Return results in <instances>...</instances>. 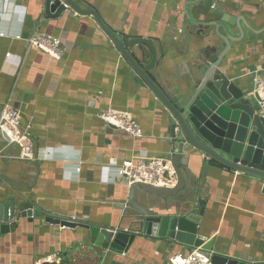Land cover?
<instances>
[{"label": "crops", "instance_id": "1", "mask_svg": "<svg viewBox=\"0 0 264 264\" xmlns=\"http://www.w3.org/2000/svg\"><path fill=\"white\" fill-rule=\"evenodd\" d=\"M76 1L96 8L118 35L153 39L159 63L150 73L165 90L171 89L170 78L183 84L202 56H217L225 47L216 31L224 17H244L247 35L232 42L224 72L243 77L251 88L264 75V31L249 29H264V0ZM42 10L43 0H0V111L8 101L20 109V129L30 134L34 152L22 159L20 147L0 132V202L18 188L42 211L127 229L133 221L125 215L130 185L121 167L140 154L169 155L168 112L138 84L93 16L70 10L43 21ZM230 29L239 35L237 26ZM36 34L59 38L62 57L33 46L29 39ZM132 51L142 64L151 58L144 45ZM108 108L133 117L144 136L133 139L109 126L101 117ZM204 160L194 156L188 167L205 201L199 227L214 242L212 251L264 261V180ZM149 205L167 213L173 201L159 198ZM89 236L82 227H64L45 216L21 218L0 236V264H43L53 253L64 264H163L193 249L137 235L118 253L90 243Z\"/></svg>", "mask_w": 264, "mask_h": 264}, {"label": "water", "instance_id": "2", "mask_svg": "<svg viewBox=\"0 0 264 264\" xmlns=\"http://www.w3.org/2000/svg\"><path fill=\"white\" fill-rule=\"evenodd\" d=\"M70 10L95 18L136 73L138 84L150 89L165 107L168 112L166 138L171 147L167 158L176 170L177 183L171 188L145 183L130 185L125 215L133 218V226L127 229H114L42 211L32 205L22 190L13 188V193L0 202V236L8 233L11 225L21 218L45 216L46 221L51 223L86 229L90 243L118 253L127 251L137 235L186 248L202 246L209 252L214 250V242L207 241V236L199 227L205 201H200L201 197L196 194L197 177L188 167L190 159L200 155L205 159L204 164L214 162L264 180V117L259 110L258 96L243 77L230 78L223 70V61L232 42L247 39L241 26L244 17H224L222 21L225 24L218 25L216 31L225 47L217 56H212V52L202 56L183 84L170 78L171 89L165 90L150 73L159 63L153 39L118 35L96 8H83L76 0H43V21L59 19ZM232 26L238 27L239 35L232 34ZM249 29L256 35L264 31L252 26ZM139 45L146 46L151 52L146 64L133 54L132 48ZM159 198H172L169 212L154 211L149 205ZM212 262L264 264V261L235 258L228 252L218 251L213 252Z\"/></svg>", "mask_w": 264, "mask_h": 264}, {"label": "built area", "instance_id": "3", "mask_svg": "<svg viewBox=\"0 0 264 264\" xmlns=\"http://www.w3.org/2000/svg\"><path fill=\"white\" fill-rule=\"evenodd\" d=\"M20 38L21 35H16ZM29 42L55 59L64 54L59 38L43 34H36ZM253 92L258 96L260 113L264 117V75L257 78ZM103 120L111 127L125 133L133 139L144 136V132L137 121L130 115L111 108L101 113ZM21 111L11 101L0 111V132L6 135L9 145L20 147L22 159H32L34 152L30 134L20 129ZM121 178L128 184L145 183L160 187H174L177 183L176 170L167 156L137 155L127 160L121 167ZM116 231V230H115ZM213 251L202 246L194 247L191 251L178 252L168 258L163 264H213ZM44 263H61L62 257L53 253L43 259Z\"/></svg>", "mask_w": 264, "mask_h": 264}, {"label": "trees", "instance_id": "4", "mask_svg": "<svg viewBox=\"0 0 264 264\" xmlns=\"http://www.w3.org/2000/svg\"><path fill=\"white\" fill-rule=\"evenodd\" d=\"M43 264H64V262H63V259H62L61 263H43Z\"/></svg>", "mask_w": 264, "mask_h": 264}, {"label": "rangeland", "instance_id": "5", "mask_svg": "<svg viewBox=\"0 0 264 264\" xmlns=\"http://www.w3.org/2000/svg\"><path fill=\"white\" fill-rule=\"evenodd\" d=\"M252 92H253V87L251 88Z\"/></svg>", "mask_w": 264, "mask_h": 264}]
</instances>
